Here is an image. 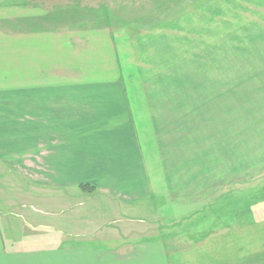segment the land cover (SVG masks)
I'll return each instance as SVG.
<instances>
[{"label":"crops","instance_id":"obj_1","mask_svg":"<svg viewBox=\"0 0 264 264\" xmlns=\"http://www.w3.org/2000/svg\"><path fill=\"white\" fill-rule=\"evenodd\" d=\"M151 1L156 14L149 16L162 17L163 25H182L183 15L207 16L199 25L207 28L194 30L205 34L249 18L247 10L261 0ZM98 7L105 14L94 33L103 41L107 23L117 33L126 27L138 33L134 26L144 22L112 16L108 0ZM47 17L35 0H0V167L14 188L0 203V264H264V215L227 208L204 220V201L234 183V164L216 158L207 167L211 174L204 173L185 144L162 138L160 116L172 110L166 98L141 110L135 97L114 94L124 87L113 77L57 80L42 61L29 64L28 55L43 56L44 41L69 40L74 31H45ZM28 23L38 31L26 32ZM182 49L179 55H186ZM105 66L99 72L112 74ZM256 145L250 140L246 151L255 154ZM257 153L262 157L252 168L264 166V150ZM84 184L96 190L75 194ZM98 197L112 219L92 220L87 209L72 214L75 199L92 204ZM43 210H50V225L40 223ZM15 216L26 221L21 228L11 225Z\"/></svg>","mask_w":264,"mask_h":264},{"label":"rangeland","instance_id":"obj_2","mask_svg":"<svg viewBox=\"0 0 264 264\" xmlns=\"http://www.w3.org/2000/svg\"><path fill=\"white\" fill-rule=\"evenodd\" d=\"M35 1L41 5L43 12L49 14L42 23L45 31L57 27L59 32L68 29L74 31L69 40L44 41L41 44L43 56L34 58L28 55L26 59L29 64L38 67L42 61L44 71L51 70L46 69L48 66L52 67L57 80L113 77L121 81L124 87L122 89L118 85L114 94L118 92L135 97L141 110L152 106V102L158 98H166L167 106L172 110L165 109L164 115L160 116V123L165 124V129L158 127L162 138L170 137L185 144L188 152L193 151L188 157L201 160L204 173L211 174L207 167L216 158L234 164V183L223 186L218 190H222L221 194L211 195L204 201V220L212 215L219 216L227 208L235 209L236 213L241 208H247L255 211L257 216L264 215V166L251 167L257 165L262 157L257 153L259 149L264 150L262 145L259 146L264 138L263 0L259 1L260 7L252 6L247 10L249 18L238 16L234 21L239 23L234 25L222 24L220 18L221 24L212 26L205 34L194 33V30L196 27L207 28L206 25L199 26L205 24L207 16L183 15L182 25H163L162 17L149 16V12L156 14L151 0H112L118 6L108 0L109 8L115 12L112 16H121L123 21L125 18L142 17L144 22L134 26L138 28V33H129L128 30H132L129 27L117 33L114 30L118 26L110 29L107 23L104 41L94 33L103 25L99 23V18L102 20L105 13L98 7L103 0ZM250 2L255 3L254 0ZM185 5V9L192 6L190 3ZM198 6H195L197 11ZM201 8L204 14L210 9L204 3ZM34 11L36 13L38 9ZM150 21L153 23L147 24ZM25 27L26 32L38 31V25L28 23ZM182 47H185L186 55H179L183 52ZM66 65L73 67L67 68ZM105 65L113 69L112 74L99 72ZM104 91L109 89H101V92ZM144 120L150 123L151 118L145 117ZM156 123L159 124L158 117ZM250 140L258 142L254 148L255 154L246 151L250 150ZM35 143L31 139L29 144ZM5 176L0 167V203L13 191H10L12 187ZM74 190L77 195L90 193L81 186ZM29 203L28 210L31 209ZM71 203L72 207H76L75 210L71 208L72 214L87 209L93 215L92 220L112 219L105 215L106 209L100 197L92 204L77 199ZM4 206L8 211V206ZM42 215L40 223L50 225L47 221L51 216L50 210H43ZM68 215L70 213L59 218L65 219ZM24 222V218L15 216L11 225L21 228Z\"/></svg>","mask_w":264,"mask_h":264},{"label":"trees","instance_id":"obj_3","mask_svg":"<svg viewBox=\"0 0 264 264\" xmlns=\"http://www.w3.org/2000/svg\"><path fill=\"white\" fill-rule=\"evenodd\" d=\"M81 188L86 190V191H90V192H93L95 190L94 187L88 186V185H82Z\"/></svg>","mask_w":264,"mask_h":264}]
</instances>
